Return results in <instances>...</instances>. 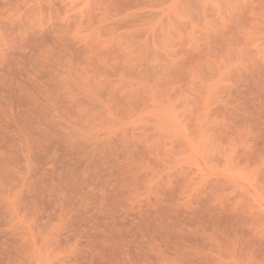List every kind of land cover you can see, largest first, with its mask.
<instances>
[{"label": "rangeland", "instance_id": "obj_1", "mask_svg": "<svg viewBox=\"0 0 264 264\" xmlns=\"http://www.w3.org/2000/svg\"><path fill=\"white\" fill-rule=\"evenodd\" d=\"M0 264H264V0H0Z\"/></svg>", "mask_w": 264, "mask_h": 264}]
</instances>
